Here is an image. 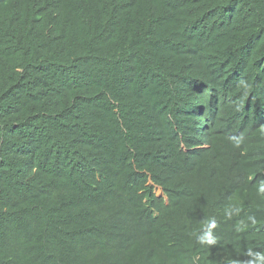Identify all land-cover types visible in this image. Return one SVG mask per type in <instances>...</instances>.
Masks as SVG:
<instances>
[{
    "label": "trees",
    "instance_id": "16d2710c",
    "mask_svg": "<svg viewBox=\"0 0 264 264\" xmlns=\"http://www.w3.org/2000/svg\"><path fill=\"white\" fill-rule=\"evenodd\" d=\"M262 187L264 0H0V264H264Z\"/></svg>",
    "mask_w": 264,
    "mask_h": 264
},
{
    "label": "clouds",
    "instance_id": "9594fccd",
    "mask_svg": "<svg viewBox=\"0 0 264 264\" xmlns=\"http://www.w3.org/2000/svg\"><path fill=\"white\" fill-rule=\"evenodd\" d=\"M264 191V187L261 188ZM198 250L194 253V262L197 264H260L255 256H248L249 260L244 262L239 259L235 251L227 246L217 249L215 252H211V241L206 240L204 242H197Z\"/></svg>",
    "mask_w": 264,
    "mask_h": 264
}]
</instances>
